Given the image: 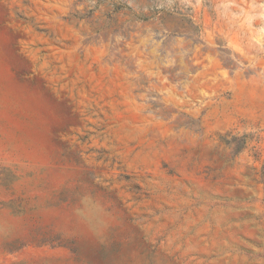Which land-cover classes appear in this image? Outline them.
<instances>
[{
  "label": "rangeland",
  "instance_id": "obj_1",
  "mask_svg": "<svg viewBox=\"0 0 264 264\" xmlns=\"http://www.w3.org/2000/svg\"><path fill=\"white\" fill-rule=\"evenodd\" d=\"M0 264H264V0H0Z\"/></svg>",
  "mask_w": 264,
  "mask_h": 264
}]
</instances>
